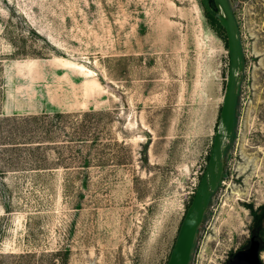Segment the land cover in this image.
Here are the masks:
<instances>
[{
    "label": "rangeland",
    "instance_id": "obj_1",
    "mask_svg": "<svg viewBox=\"0 0 264 264\" xmlns=\"http://www.w3.org/2000/svg\"><path fill=\"white\" fill-rule=\"evenodd\" d=\"M228 2L236 125L189 264L252 235L264 264V0ZM228 67L201 0H0V264H167Z\"/></svg>",
    "mask_w": 264,
    "mask_h": 264
},
{
    "label": "water",
    "instance_id": "obj_2",
    "mask_svg": "<svg viewBox=\"0 0 264 264\" xmlns=\"http://www.w3.org/2000/svg\"><path fill=\"white\" fill-rule=\"evenodd\" d=\"M204 9L216 17L224 29L229 55L228 77L219 124L198 188L183 218L176 242L167 264H189L195 238L204 219L212 193H214L223 175L224 155L227 144L232 141L235 131L239 76L244 70V56L238 25L228 0H201ZM261 243L252 238L247 249L238 251L231 264H263L259 257Z\"/></svg>",
    "mask_w": 264,
    "mask_h": 264
},
{
    "label": "trees",
    "instance_id": "obj_3",
    "mask_svg": "<svg viewBox=\"0 0 264 264\" xmlns=\"http://www.w3.org/2000/svg\"><path fill=\"white\" fill-rule=\"evenodd\" d=\"M210 3L212 5L213 9L216 10L213 0H210ZM204 11H205V15L207 17V20H208V23L210 24V26L213 29H215L216 31H222L223 34L225 35V31L221 27V25L219 24L218 19L216 17L212 16L211 14H209L205 9H204ZM240 76H239V78H240ZM239 96H240V92H238L237 104L239 103ZM235 125H236V118H235ZM228 144H227V146H228ZM225 153H226V150H225ZM253 217H254L255 224L259 226L264 221V206L260 207L256 212H254Z\"/></svg>",
    "mask_w": 264,
    "mask_h": 264
},
{
    "label": "flooded vegetation",
    "instance_id": "obj_4",
    "mask_svg": "<svg viewBox=\"0 0 264 264\" xmlns=\"http://www.w3.org/2000/svg\"><path fill=\"white\" fill-rule=\"evenodd\" d=\"M220 183H221V182H220ZM219 185H220V184H219ZM252 238H254L256 241H259V242L261 243V246H260V252H259V257L261 258L260 253H261V250H262V241L259 239V237H258L257 235H252V236L250 237V240H249L248 245H247L246 247H244V248L239 249L238 251H240V250H244V249H247V248L250 246L251 242H252ZM238 251H237V252H238ZM237 252H236V253H237ZM236 253H234V254H232V255L230 256V258L228 259L227 264H231V262L233 261L234 256H235Z\"/></svg>",
    "mask_w": 264,
    "mask_h": 264
}]
</instances>
